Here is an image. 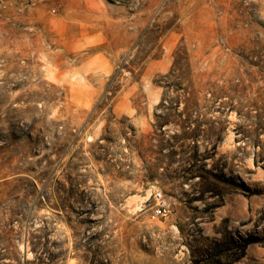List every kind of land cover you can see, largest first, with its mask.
Instances as JSON below:
<instances>
[{
  "label": "rangeland",
  "instance_id": "374dc122",
  "mask_svg": "<svg viewBox=\"0 0 264 264\" xmlns=\"http://www.w3.org/2000/svg\"><path fill=\"white\" fill-rule=\"evenodd\" d=\"M0 264H264V0H0Z\"/></svg>",
  "mask_w": 264,
  "mask_h": 264
},
{
  "label": "built area",
  "instance_id": "2783aa9c",
  "mask_svg": "<svg viewBox=\"0 0 264 264\" xmlns=\"http://www.w3.org/2000/svg\"><path fill=\"white\" fill-rule=\"evenodd\" d=\"M153 201H154V207L151 210V216L153 219L155 218H161L166 219L169 215V209L165 202V199L163 198L162 193L155 192L152 195Z\"/></svg>",
  "mask_w": 264,
  "mask_h": 264
}]
</instances>
